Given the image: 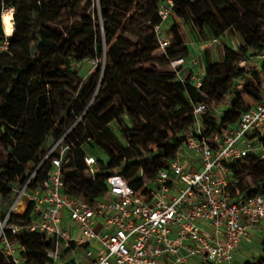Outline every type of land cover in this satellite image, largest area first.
Returning a JSON list of instances; mask_svg holds the SVG:
<instances>
[{
    "label": "trees",
    "instance_id": "trees-1",
    "mask_svg": "<svg viewBox=\"0 0 264 264\" xmlns=\"http://www.w3.org/2000/svg\"><path fill=\"white\" fill-rule=\"evenodd\" d=\"M83 1L0 0V43L7 41L0 52L3 211L14 185L28 175L29 164L40 161L51 137L55 140L69 129L64 140L70 150L62 172L66 193L91 200L106 190V177L113 173L137 190L167 167L187 135L196 134V105L206 106L199 117L202 133L223 134L247 109L239 87L246 88L252 79L264 84V0L177 2L168 27L171 44L159 56L154 53L158 41L152 26L159 22L156 6L162 0H147L135 8L134 0H97L101 24L96 11L89 10L91 0L82 7ZM9 7L14 10L13 28L6 36L2 11ZM135 17L149 33L132 40L126 28ZM180 23L191 33L206 28L215 38L233 31L240 40L237 49L223 46L221 62L207 56L200 86L191 74L181 80L168 67L171 59L189 55ZM85 60L98 64L82 79L78 65ZM89 145L107 160L89 152ZM86 153L97 159L95 180L84 173ZM225 165L229 178L238 180L235 187L230 185L232 195L264 193V159L249 153ZM245 172L253 174L249 183H244ZM44 176L40 169L35 179ZM26 215L13 216L11 222H26ZM17 239L27 262L49 263L45 255L49 242L42 234L24 232ZM0 264L12 262L0 252ZM242 264H264V240L260 255Z\"/></svg>",
    "mask_w": 264,
    "mask_h": 264
},
{
    "label": "built area",
    "instance_id": "built-area-1",
    "mask_svg": "<svg viewBox=\"0 0 264 264\" xmlns=\"http://www.w3.org/2000/svg\"><path fill=\"white\" fill-rule=\"evenodd\" d=\"M179 1L162 0L156 6L159 22L152 29L163 51L169 40L159 36L161 24L172 18ZM6 48L3 40L0 52ZM184 64L185 58L177 57L168 67L182 80ZM191 79L200 86L199 78ZM205 110L204 104L194 107L196 134L182 143L192 153L193 165L186 166L180 148L153 181L145 180L136 190L121 174H109L106 190L91 200L65 192L62 172L70 150L64 140L69 129L65 131L36 165L29 164L5 211L0 201V252L12 264H34L22 255L17 237L38 232L49 242L48 264H235L234 252L242 241L264 231V193L232 195L230 185L238 180L226 176L225 164L249 153L264 159V84L260 99L223 134L202 133L199 117ZM83 162L84 173L95 180L96 157L86 153ZM40 169L45 176L36 180ZM25 212L26 222H11Z\"/></svg>",
    "mask_w": 264,
    "mask_h": 264
},
{
    "label": "rangeland",
    "instance_id": "rangeland-1",
    "mask_svg": "<svg viewBox=\"0 0 264 264\" xmlns=\"http://www.w3.org/2000/svg\"><path fill=\"white\" fill-rule=\"evenodd\" d=\"M146 1L147 0H134V7L133 8H135V6L138 4H145ZM86 3H87V0H84L82 2L81 6L83 7ZM88 6H89L90 12H92V9H94L96 11L97 20L101 24L102 19L100 17V8H99L97 1L91 0L90 4ZM82 12H84V11L80 10V13H82ZM133 12H134V10L130 11L128 17H130ZM85 13H87V11ZM92 17L94 18L95 16L92 15ZM172 19H173V17L170 20L162 23L160 31H159V36L165 37L166 39H168L170 44H171V38H170L171 33L168 32V27H169V24L171 23ZM180 27L184 33L185 40L188 43V50H191V51H194L197 53L199 51L198 49L201 48L200 43H198V42L197 43H194V42L191 43L187 37L189 35L190 36L193 35L195 38V35L193 34V32L190 33V29L186 25L180 23ZM197 32L199 34H201L202 29L200 30L198 28ZM147 33H149V29L143 23L142 19H140L138 17H135L133 19V22L126 28V34L132 40L136 39L139 36L146 35ZM232 35H234V34H232ZM223 38H222V41H226L229 44V46H231L232 48H238L237 41L235 38L234 39H231L228 37H226L224 39ZM104 48H105V43H104ZM154 53H155V55L159 56V55H161V53H163V50L157 49ZM215 59H216V57L213 54L211 57V60L214 61ZM103 61H104V58H102L101 62L103 63ZM97 64H98V62H96V61L93 62L92 60H85V61L81 62L78 65V67H79V75L82 77V79H87L88 76L94 71ZM244 64H245L244 61L239 62V66H241V67L244 66ZM198 74L201 77L203 76L202 72H199ZM260 87H261V85L259 83H256L253 79L251 80L249 86H247L246 88L239 87L240 95H241V98L243 100L244 106L248 107V106L254 104L258 100ZM78 119H79V117H78ZM111 127L116 132L117 127H116L114 122L111 123ZM53 141H54V139L51 137V139L49 140V143H48L47 147L44 149V151H46L52 145ZM150 147H154V146L150 145ZM88 151L94 152L95 155L97 157H99L101 160H104V161L107 160L105 154L103 152H101L97 147H92L89 145ZM180 152H181V156L186 161H188L190 163L192 162V153L186 147L182 146V148L180 149ZM126 157L128 159L129 155H127ZM226 176L228 177V173L226 174ZM252 176H253V174H251L249 172H245L243 175L244 183H249L252 179ZM8 203H11V201H9ZM22 203H24V201ZM22 207L18 208V210H21ZM262 240H264V232H261V234H258V236L244 239L242 241L240 248L234 252L235 264H242L244 260L260 255ZM58 264H61V263L59 262Z\"/></svg>",
    "mask_w": 264,
    "mask_h": 264
},
{
    "label": "crops",
    "instance_id": "crops-1",
    "mask_svg": "<svg viewBox=\"0 0 264 264\" xmlns=\"http://www.w3.org/2000/svg\"><path fill=\"white\" fill-rule=\"evenodd\" d=\"M193 34L195 35V38L193 35H191V36L189 35V36H187L188 40L191 43H193V42L194 43H197V42L200 43L201 48L198 49L199 51L197 53L189 50V55L187 58H185V64L183 65V67L181 69V75L183 77L187 76L188 74H191V76H194V77H197L200 79L201 76H199L198 73L199 72L204 73V68H205L207 56L211 59L212 55L214 54L216 57V59L214 61L221 62L223 59V46L226 45L228 47H231V46H229V44L226 41H222V38L225 35L226 36L224 38H226V37L231 38V39L235 38L237 41L238 47L240 45L239 37L233 31H227L225 34L218 37L217 42L212 41L213 36L209 33V31L206 28L202 29L201 34H199L197 31H195ZM232 34H234V35H232ZM186 44L188 47L187 42H186ZM233 49H237V48H233ZM192 57L195 58V60H196L195 63L191 62L190 59ZM183 161H185L186 166L193 165V163L186 161L184 158H183ZM261 232H264V231H262L261 229L254 231L252 237L258 236V234H261Z\"/></svg>",
    "mask_w": 264,
    "mask_h": 264
},
{
    "label": "bare ground",
    "instance_id": "bare-ground-1",
    "mask_svg": "<svg viewBox=\"0 0 264 264\" xmlns=\"http://www.w3.org/2000/svg\"><path fill=\"white\" fill-rule=\"evenodd\" d=\"M9 10H13V8L9 7L6 8L2 11V25H3V29L6 33V35H8V31L10 29V31H12L13 28V24H12V13H11V17L10 18H5L6 14L9 12Z\"/></svg>",
    "mask_w": 264,
    "mask_h": 264
},
{
    "label": "clouds",
    "instance_id": "clouds-1",
    "mask_svg": "<svg viewBox=\"0 0 264 264\" xmlns=\"http://www.w3.org/2000/svg\"><path fill=\"white\" fill-rule=\"evenodd\" d=\"M12 11H14V10H9V12L6 14V16H5V18H10L11 17V13H12ZM8 35H10L11 34V31H10V29H9V31H8V33H7Z\"/></svg>",
    "mask_w": 264,
    "mask_h": 264
}]
</instances>
